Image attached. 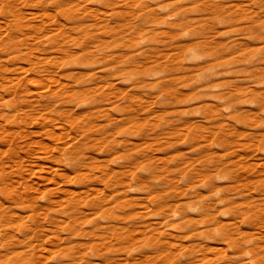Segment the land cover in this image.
Wrapping results in <instances>:
<instances>
[{
    "label": "rangeland",
    "instance_id": "374dc122",
    "mask_svg": "<svg viewBox=\"0 0 264 264\" xmlns=\"http://www.w3.org/2000/svg\"><path fill=\"white\" fill-rule=\"evenodd\" d=\"M0 264H264V0H0Z\"/></svg>",
    "mask_w": 264,
    "mask_h": 264
},
{
    "label": "bare ground",
    "instance_id": "6f19581e",
    "mask_svg": "<svg viewBox=\"0 0 264 264\" xmlns=\"http://www.w3.org/2000/svg\"><path fill=\"white\" fill-rule=\"evenodd\" d=\"M50 167V166H49ZM216 247V246H215ZM220 248V247H219Z\"/></svg>",
    "mask_w": 264,
    "mask_h": 264
}]
</instances>
